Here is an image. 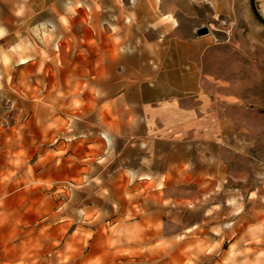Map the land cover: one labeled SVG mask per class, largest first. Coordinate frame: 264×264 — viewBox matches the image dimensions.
I'll return each mask as SVG.
<instances>
[{
	"label": "rangeland",
	"instance_id": "rangeland-1",
	"mask_svg": "<svg viewBox=\"0 0 264 264\" xmlns=\"http://www.w3.org/2000/svg\"><path fill=\"white\" fill-rule=\"evenodd\" d=\"M159 1L147 41L208 28L199 98L75 0H0V264H264V0Z\"/></svg>",
	"mask_w": 264,
	"mask_h": 264
},
{
	"label": "crops",
	"instance_id": "crops-1",
	"mask_svg": "<svg viewBox=\"0 0 264 264\" xmlns=\"http://www.w3.org/2000/svg\"><path fill=\"white\" fill-rule=\"evenodd\" d=\"M74 5L79 12L88 14L90 11L91 15H96L99 19L92 28L97 38L104 35L107 37L108 54L112 50L114 54L120 53L117 47L121 46L120 44L129 49L130 41L126 38L139 37L138 68L144 70L145 77L152 76L156 81L160 79L161 84L164 85L160 97L155 100L163 103L173 99L179 101L184 97H200L203 78L199 58L204 51V40L197 34L180 37L176 34L167 36L165 33H158L155 40L146 39L147 20H158L156 10L162 6L161 1L131 0V3H126L123 0H75ZM126 5H138L143 8H127ZM129 14L138 18L139 24L134 28H131L132 16L130 17ZM104 15L108 18L106 23L102 19ZM148 16L152 19H148ZM158 21L165 24L167 20ZM167 25L173 27L169 23ZM96 43L98 52L103 53L101 41L97 40ZM125 48H122V52Z\"/></svg>",
	"mask_w": 264,
	"mask_h": 264
},
{
	"label": "water",
	"instance_id": "water-1",
	"mask_svg": "<svg viewBox=\"0 0 264 264\" xmlns=\"http://www.w3.org/2000/svg\"><path fill=\"white\" fill-rule=\"evenodd\" d=\"M207 32H208V28L204 26L196 29L197 35H203V34H206Z\"/></svg>",
	"mask_w": 264,
	"mask_h": 264
}]
</instances>
